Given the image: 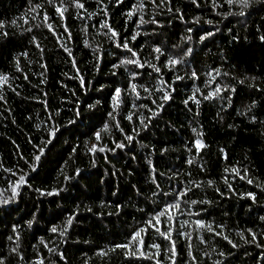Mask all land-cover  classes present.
I'll list each match as a JSON object with an SVG mask.
<instances>
[{
  "label": "trees",
  "instance_id": "trees-1",
  "mask_svg": "<svg viewBox=\"0 0 264 264\" xmlns=\"http://www.w3.org/2000/svg\"><path fill=\"white\" fill-rule=\"evenodd\" d=\"M0 264H264V0H0Z\"/></svg>",
  "mask_w": 264,
  "mask_h": 264
},
{
  "label": "snow or ice",
  "instance_id": "snow-or-ice-1",
  "mask_svg": "<svg viewBox=\"0 0 264 264\" xmlns=\"http://www.w3.org/2000/svg\"><path fill=\"white\" fill-rule=\"evenodd\" d=\"M157 51H159V49H157ZM53 231H55V229H53Z\"/></svg>",
  "mask_w": 264,
  "mask_h": 264
}]
</instances>
